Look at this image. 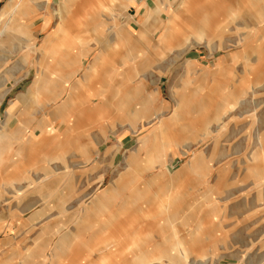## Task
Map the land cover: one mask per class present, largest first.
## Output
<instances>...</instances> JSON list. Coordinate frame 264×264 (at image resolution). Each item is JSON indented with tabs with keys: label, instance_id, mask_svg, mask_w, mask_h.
Wrapping results in <instances>:
<instances>
[{
	"label": "rangeland",
	"instance_id": "rangeland-1",
	"mask_svg": "<svg viewBox=\"0 0 264 264\" xmlns=\"http://www.w3.org/2000/svg\"><path fill=\"white\" fill-rule=\"evenodd\" d=\"M28 1L0 26V264H264V0H51L46 32ZM22 25L65 33L24 65Z\"/></svg>",
	"mask_w": 264,
	"mask_h": 264
},
{
	"label": "crops",
	"instance_id": "crops-1",
	"mask_svg": "<svg viewBox=\"0 0 264 264\" xmlns=\"http://www.w3.org/2000/svg\"><path fill=\"white\" fill-rule=\"evenodd\" d=\"M11 0L8 1V3L6 4V6L9 4ZM17 1L19 0H13V4H12V7L13 8H16L18 7L19 4H15L17 3ZM35 0H29L28 1V5L30 6V10L32 9L33 6H35ZM40 3L38 5L40 9V11L44 10L45 12V20L47 21V23L45 24V26H43V32H46V31H49V29L51 28V21L53 20V18L56 16V15H53V11L55 10V8L52 7L51 5V0H44L45 1V4H44V7L41 6V4H43V0H38ZM72 1L73 0H61L60 1V4H59V8L56 9L55 11H60L59 13V17L64 20L65 17L69 16L70 15V7L72 5ZM186 2L188 3L189 0H182L181 2V7H185L186 5ZM17 5V6H16ZM136 3L134 0H128V5H126L125 9H129V8H135L133 6H135ZM166 5V4H165ZM5 6V8H6ZM16 6V7H15ZM48 7V12H46V9L45 7ZM171 6L172 4H167L166 6H161V5H156L154 7H147L146 9V14L145 16H143L141 18V16L139 17V11L141 8L140 7H137V16L138 18L141 20V33H139V36H141V38L144 37V35H149L152 33L155 32V30L159 29V30H165V32H167L171 26L172 29H174L175 25H176V21L178 18L181 17V12L179 11L180 7L174 9V10H171ZM4 8V9H5ZM3 9V10H4ZM3 10L1 11L0 15L3 14ZM30 10H26V12H30ZM22 11H25V10H22ZM14 12V11H13ZM165 13H168V19L165 20L163 18V14ZM41 14V13H39ZM262 12L260 11V13L258 15H261ZM15 15V13L13 14L12 11L10 13V15H6L4 14L2 17H0V26L4 25L5 23L8 24V22L12 19V17ZM18 15V13H17ZM6 16V18H4ZM129 20L130 22L133 20V16L130 15L129 16ZM139 20V21H140ZM19 28V30L23 31V33L26 32V30H28V40L25 41L24 38H25V35H23V38L22 37H19V39H22L21 40V45L23 46L21 50H16L15 48L13 49V53H17L19 54V59L18 61L24 65H28L31 61V59L33 58V56L36 54V53H39V54H44L46 52V50L48 48H54L55 46V43H57V40L58 41H61L60 39H63V33H65V30L63 29H60L57 33H55L54 35H47V37L42 41V44L40 46H38V40H37V37L35 36L36 33H34L33 29H31V26L30 25H22V26H17ZM171 30V29H170ZM169 30V31H170ZM58 36V37H57ZM166 35H161L160 39L158 42L162 41V38H165ZM4 38V37H3ZM30 46V47H29ZM29 49H28V48ZM7 48H2L0 47V62H3L4 60H9L10 58V55L9 53L6 51ZM32 53V57L31 59L28 61L25 60V62H22L20 60V57L22 54H26V53ZM13 53H10V54H13ZM8 55V56H7ZM106 61L107 60V57H97V59L95 60V63L97 61ZM73 63V62H72ZM91 71H93V65L90 67V70L89 72H87L85 75H84V78L83 80L85 82H87L90 77H91ZM74 75V73H70L68 75H66V78L65 79H70L72 76ZM66 82L64 81V83L62 85H64ZM79 85H83L82 82L79 83ZM34 87H39L41 88V90L37 93L38 95H40L42 93V91L44 90V88H49L50 86H52L51 82H48L47 80H43L39 77V75L36 76V81H35V84L33 85ZM61 86V85H60ZM56 87H59V85L57 86L56 84ZM73 89L75 90V92H78L79 88L77 87H73ZM156 92L159 94L158 91H155L153 93L154 96H156ZM65 90L63 91L62 95H60L59 97H63L65 95ZM58 97V98H59ZM71 97H72V92H70L66 98V100L63 102L64 104H62V106L60 107V109L57 110V113L59 114L58 116L61 117V118H64L65 115L61 116V110H63V114H65V111H67L68 107H69V103H71ZM57 98V99H58ZM55 101V100H54ZM68 103V104H67ZM16 109V108H15ZM15 109H10L8 110L7 112V116H8V120L6 121V123L3 125V130L7 133V127H8V124H9V120L11 118H13V116L15 115ZM14 133L12 134V131L10 133H8L7 135V138L9 137H13L15 132L16 131H13ZM2 139H4L2 137ZM5 148V147H4Z\"/></svg>",
	"mask_w": 264,
	"mask_h": 264
},
{
	"label": "bare ground",
	"instance_id": "bare-ground-1",
	"mask_svg": "<svg viewBox=\"0 0 264 264\" xmlns=\"http://www.w3.org/2000/svg\"><path fill=\"white\" fill-rule=\"evenodd\" d=\"M35 4H36V5H39L37 0H35ZM36 7H37V6H36ZM46 9H47L46 12H48V7H47V6H46ZM14 10H15V9H14ZM31 10H32V11H31ZM31 10H30L31 12H29V11L26 12V11H22V10H21V11H19V14H20V15H28V14L34 13V12H33V9H31ZM138 11H139V10H138ZM37 12H38V11H36V13H37ZM3 14H4V13H3ZM3 14H1V16H2ZM1 28H2V27H1ZM10 28H11V29H10ZM13 28H14V27H13L12 24H7V23H5L3 29H1V30H3V32H4V29H10L11 31H16V32H18V29H17V30H14L15 28H14V29H13ZM1 32H2V31H1ZM3 34H4V33H3ZM20 34H21L22 38H23V35H22V34H24L25 37H26V35L28 34V31L26 30V32L23 33V31L21 30V31H20ZM4 35H5V34H4ZM27 36H28V35H27ZM6 38H7V37H6ZM24 40L27 41L28 39H27V38H24ZM20 45H21V44H20ZM29 47H30V46H29ZM11 48H12V47H11ZM8 51H9V50H8ZM25 58L29 61V53H27V55L25 56ZM23 59H24V58H23ZM37 90L40 91V88L38 87ZM48 90H49V88H48ZM158 157H161V158H162L161 155L158 156ZM161 158H158V159L160 160ZM147 161H148V162H147L146 165H147V167H148L149 162H150V159L147 160ZM150 163H151V162H150ZM132 167H133V166H132Z\"/></svg>",
	"mask_w": 264,
	"mask_h": 264
}]
</instances>
